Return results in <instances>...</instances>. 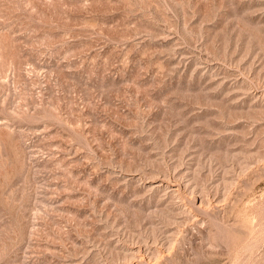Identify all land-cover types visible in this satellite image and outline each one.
Segmentation results:
<instances>
[{
    "label": "rangeland",
    "instance_id": "374dc122",
    "mask_svg": "<svg viewBox=\"0 0 264 264\" xmlns=\"http://www.w3.org/2000/svg\"><path fill=\"white\" fill-rule=\"evenodd\" d=\"M0 264H264V0H0Z\"/></svg>",
    "mask_w": 264,
    "mask_h": 264
}]
</instances>
